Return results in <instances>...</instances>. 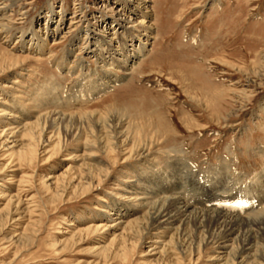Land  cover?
<instances>
[{"label":"rangeland","instance_id":"obj_1","mask_svg":"<svg viewBox=\"0 0 264 264\" xmlns=\"http://www.w3.org/2000/svg\"><path fill=\"white\" fill-rule=\"evenodd\" d=\"M0 138V264H225L180 219L264 230V0H0Z\"/></svg>","mask_w":264,"mask_h":264},{"label":"bare ground","instance_id":"obj_2","mask_svg":"<svg viewBox=\"0 0 264 264\" xmlns=\"http://www.w3.org/2000/svg\"><path fill=\"white\" fill-rule=\"evenodd\" d=\"M143 6V5H142ZM147 9V8H146ZM194 68H195V70H197L198 71V67L197 66H194ZM207 82V81H206ZM111 86V85H110ZM58 118H56L54 121H56L57 119H62L63 120V118H66V116L64 115V114H59L58 113V115L57 114H55ZM49 116H51V115H49ZM53 116V115H52ZM42 117V116H41ZM45 118V123L43 124V127L44 126H46L47 125V121L49 120L48 118H46V117H44ZM43 119V118H42ZM51 120V119H50ZM67 120V119H66ZM71 120V119H70ZM53 121V122H54ZM41 123H42V121H41ZM60 123V122H59ZM67 123V122H66ZM54 124V123H53ZM68 124V123H67ZM28 125H31V124H28ZM40 125V124H39ZM33 126V125H32ZM42 126V125H41ZM22 127H23V125H22ZM22 127H20V128H22ZM25 127V126H24ZM29 127V126H28ZM31 127V126H30ZM17 128V127H16ZM15 128V129H16ZM42 128V127H41ZM27 129H29V128H27ZM21 130H24V129H21ZM26 130V129H25ZM44 130H45V127H44ZM8 131V130H7ZM12 131V130H11ZM18 131V130H17ZM27 131V130H26ZM25 131V132H26ZM28 131H30V130H28ZM38 131V130H37ZM41 131H42V129H41ZM5 132V131H4ZM16 132V131H15ZM3 134V133H2ZM5 134V133H4ZM4 134H3V136H4ZM10 134V133H9ZM27 133H25V135H26ZM27 136V135H26ZM29 136V135H28ZM36 136V135H35ZM2 137V136H1ZM11 137V136H10ZM124 137V136H123ZM126 137V136H125ZM1 140H3L2 138H0V141ZM127 140V139H126ZM2 142V141H1ZM10 142V141H9ZM16 142V141H15ZM125 141L123 140L122 141V143H124ZM8 144V143H7ZM18 144V143H17ZM2 146H4V144L2 145ZM1 146V147H2ZM8 147V146H7ZM3 148V147H2ZM135 194V193H134ZM130 196V195H129ZM2 197H4V196H2ZM166 197H169V196H166ZM171 198V197H170ZM170 198L169 199H163L162 201H163V203H161V207L160 208H155V211H154V213H153V211H152V217H151V219L154 221V222H158V223H161V222H159V220H158V218L159 217H166V218H168V222H174V220H171V219H174L175 217H176V215H177V218H178V216H180L181 214H183V213H181V212H179L180 210H179V205H177V203H176V200L174 201V199L173 200H170ZM176 199V198H175ZM179 202V201H178ZM175 204H176V206H175ZM179 204H180V202H179ZM184 204H185V202H184ZM188 204V203H187ZM174 205V209H177V210H179V211H177L176 213V215L175 214H172V212H169V213H166V212H168L167 210H170L171 209V211H172V206ZM166 206H167V208H166ZM181 206V205H180ZM185 206V205H184ZM188 206V205H187ZM187 208H189V207H187ZM191 208V207H190ZM166 209V210H165ZM186 209V208H185ZM182 210H184V209H182ZM181 210V211H182ZM187 210V209H186ZM185 210V211H186ZM192 210V209H191ZM150 212V211H149ZM184 212V211H183ZM189 212V211H188ZM195 212V211H194ZM184 213H186V212H184ZM197 213V212H196ZM191 214V213H190ZM198 214V215H197ZM196 215H185L186 217L184 218V219H180L181 220V222L182 223H185V225L186 226H189L188 224H192L193 225V227H197V228H195V229H197V231H201V233L202 232H204V233H207V231L209 230V229H213L214 231H215V229H216V232L218 233V235H215V236H213V235H210V237H209V240H211V242L212 241H219V242H221V241H223V243H229V242H231L232 244L233 243H240L241 244V246H240V249H239V247H238V249H239V251L237 252H233L232 254H235V256H233V258L232 257H228V256H224V259H225V264H239V262L238 261H236V258L237 257H239V259H246V260H248V264H251V263H253V262H251L250 260H249V255H246V251H249V250H252V251H254L255 249L257 250L259 247L257 246V245H259V244H257L256 245V242H255V236L258 234V235H261L262 236V232H261V230L262 229H259V232L258 231H254V230H252L251 232L249 231V230H245L244 228L242 229V233L239 235V234H236V232H238V230L236 229V227L238 226V224L240 225V224H243V222H241L239 219L237 220L236 218H233V219H231V218H228L229 216L227 215V214H222V213H218V212H200V213H197ZM149 217V218H150ZM180 217H182V215L180 216ZM231 217V216H230ZM238 217V216H237ZM240 217V216H239ZM236 219V220H235ZM148 220H150V219H148ZM171 220V221H170ZM166 222V221H165ZM167 224V223H166ZM174 224V223H173ZM178 224V223H177ZM176 224V225H177ZM248 224V223H247ZM162 225H163V222H162ZM185 225L183 224L182 226H178L179 228L180 227H183L182 229L180 228V232H178L180 235H181V237L182 238H184V239H187L188 240V238L189 237H187V229L185 228ZM263 225V224H262ZM151 226V225H150ZM165 226V225H164ZM158 227H160V226H158ZM162 227V226H161ZM245 227H249V226H245ZM260 227V226H259ZM163 228V227H162ZM250 229V228H249ZM263 231V233H264V230H262ZM177 232V231H176ZM177 233V234H178ZM255 233V234H254ZM176 236V235H175ZM179 236V235H178ZM257 240V239H256ZM224 245V244H223ZM234 245V244H233ZM233 245H231V246H233ZM235 246V245H234ZM258 251H260V249H258ZM220 253V252H219ZM222 253V252H221ZM255 254V253H254ZM229 255V254H228ZM263 256V255H262ZM218 259V258H217ZM253 259L255 260V258L253 257ZM220 260V259H219ZM221 260H222V257H221ZM253 260V261H254ZM214 261V260H213ZM243 261V260H242ZM244 262V261H243ZM221 263V262H220ZM245 263V262H244Z\"/></svg>","mask_w":264,"mask_h":264}]
</instances>
